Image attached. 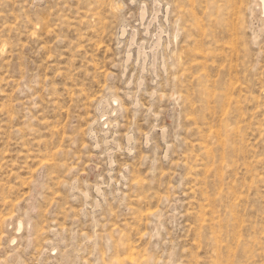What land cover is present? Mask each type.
Returning a JSON list of instances; mask_svg holds the SVG:
<instances>
[{"label":"rangeland","instance_id":"rangeland-1","mask_svg":"<svg viewBox=\"0 0 264 264\" xmlns=\"http://www.w3.org/2000/svg\"><path fill=\"white\" fill-rule=\"evenodd\" d=\"M260 2L0 0V264H264Z\"/></svg>","mask_w":264,"mask_h":264},{"label":"bare ground","instance_id":"bare-ground-1","mask_svg":"<svg viewBox=\"0 0 264 264\" xmlns=\"http://www.w3.org/2000/svg\"><path fill=\"white\" fill-rule=\"evenodd\" d=\"M260 8H261V12L264 13V0H261V2H260ZM157 41L154 43V45H157V43H158ZM104 110L105 109H103L102 111L104 112Z\"/></svg>","mask_w":264,"mask_h":264}]
</instances>
